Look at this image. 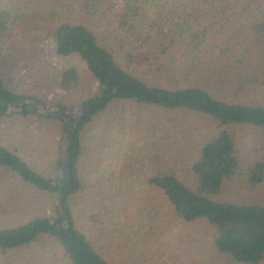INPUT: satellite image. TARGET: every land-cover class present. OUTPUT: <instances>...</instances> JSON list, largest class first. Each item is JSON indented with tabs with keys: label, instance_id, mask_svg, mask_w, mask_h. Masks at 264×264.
Wrapping results in <instances>:
<instances>
[{
	"label": "trees",
	"instance_id": "1",
	"mask_svg": "<svg viewBox=\"0 0 264 264\" xmlns=\"http://www.w3.org/2000/svg\"><path fill=\"white\" fill-rule=\"evenodd\" d=\"M27 20L33 36L49 25L66 58L58 83L90 89L68 102L20 89L0 69V167L53 201L49 214L0 226V264H117L126 231L121 251L154 259L147 239L169 218L195 225L182 263L180 248L165 251L176 264H264V0H0V43L15 46ZM43 124L45 140L33 129ZM120 156L132 189L142 174L157 192L160 222L145 210L123 218L135 195L101 190L103 161Z\"/></svg>",
	"mask_w": 264,
	"mask_h": 264
},
{
	"label": "rangeland",
	"instance_id": "2",
	"mask_svg": "<svg viewBox=\"0 0 264 264\" xmlns=\"http://www.w3.org/2000/svg\"><path fill=\"white\" fill-rule=\"evenodd\" d=\"M27 21L26 23H21L20 25V30L18 31L16 38L17 44L15 46H11L6 43H0V46H3V50L0 47V69L5 71L8 74V77H10L13 83L20 89H26L32 92H40L48 97L66 99L68 102L80 101L84 95L87 94L90 87H85L82 85L79 88L67 91L56 80L58 73L66 63V58L60 57L54 52L53 39L50 36V26L47 25L46 27H41L35 30V35L33 36L31 34L36 21L32 23ZM220 26H223V29L225 30L230 25L225 23ZM23 33L31 35L30 39H28V42H23L21 40ZM77 61L78 60L76 59V62ZM53 128L54 127L52 126V129ZM33 129L40 136H44V140L49 137L50 133L52 132L51 128H48L46 124L33 127ZM141 130L139 129L138 131L137 129V137L139 138L145 137L143 134H141ZM125 134L130 136V132H126ZM245 134H247L246 131ZM96 136L97 126L88 129L84 136L85 143L91 145L93 142L92 140H94ZM179 140L181 143H185V139L180 138L178 141ZM176 141L177 140H175V142ZM101 146L103 147V145ZM94 156L96 157L95 160L97 161L96 151H94ZM91 157V151L88 150L86 160L84 161L85 165L83 166V171L89 176L93 170L91 168ZM117 160L110 159L98 161L99 163L103 161L104 164L108 165L109 167L106 168L107 171H109V177L105 175V172H101L105 175L101 182L103 183L101 190L111 193V196L113 197H122L124 194H128L126 196L128 197L130 193L135 195V197L127 201L128 209L125 210V212L124 209H121L123 218L131 219L134 216L133 214H138L139 212L145 210V213L148 212L152 214V220H157L160 222L162 218L161 213L158 216H156L155 213V207L157 205L155 203H158V199L155 200L154 198L155 196L158 197L157 192L151 190L150 186L146 184L145 179H143L142 174L140 180L138 181L139 186H136L134 189H132L130 187L131 179L129 178L127 180L124 178V175L127 174V172L125 174L122 173L121 165L123 162H125V157L120 156V158H117ZM132 160L135 162H140L131 168H141L140 166L142 162H144L143 157L138 158V156L133 157ZM116 166L117 170L115 171ZM131 168L128 171L130 173H132ZM94 170H97V168ZM135 180H138L137 176H135L134 181ZM90 181H92L91 178ZM97 183L98 182L96 181V184ZM104 200L106 201L105 194H103V196L101 195V198L98 199V207H100L99 202H104ZM122 202L124 203V200ZM52 207L53 201L49 199L48 195L24 183L19 175L13 171L4 167H0V226H14L24 223L37 214H49ZM82 216L83 217L80 219L82 225L87 227L88 231H91L94 234L96 233L94 240L105 242L108 239L106 229L103 226L100 227L91 224V221L88 219V215L83 214ZM111 224L114 226V222H111ZM157 226L158 227L155 230L154 239L152 240L151 236L149 235V238L147 239L149 245L146 246L149 249V254L154 253V259L148 260L147 256L139 255V253L137 255L131 246L126 251H121L120 246L123 244L126 245V242L129 241L128 239L132 237V235L128 236V232L126 231V233L123 232V236L116 246L113 247V256L115 258V262L117 264H176L170 260L171 258L165 254V251L169 254H177L178 248H180L181 251L178 252V254L181 253L182 263L184 258L189 256V254L185 256L183 255V253L189 250H185V241L183 240L188 238L191 231L194 233L195 225H187L182 221L173 222L169 218L168 222ZM169 226H172L173 228L172 232L170 233H168ZM123 227L126 228V226ZM195 246L196 244H191L190 248ZM130 248L131 250H129ZM107 253L109 255L108 251ZM189 253L192 256V251ZM218 264L237 263L229 261L224 255H218Z\"/></svg>",
	"mask_w": 264,
	"mask_h": 264
}]
</instances>
